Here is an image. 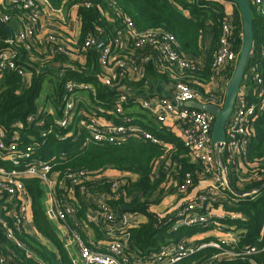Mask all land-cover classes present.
<instances>
[{"label":"trees","instance_id":"1","mask_svg":"<svg viewBox=\"0 0 264 264\" xmlns=\"http://www.w3.org/2000/svg\"><path fill=\"white\" fill-rule=\"evenodd\" d=\"M48 2L53 8L62 10L66 15L73 6L78 8L81 35L77 46L82 45L89 36L96 37L98 43L101 40L103 46L111 45L118 32L125 29V17H130L138 30L150 29L160 33H172L184 56L199 62L195 68L174 69L172 74L155 69L153 62H149L142 81L153 76L175 84L176 77H179L204 94L203 84L212 79L214 74L212 55L219 46L222 27L228 18L225 9L226 0H48ZM251 6L254 17V48L249 68L256 66V71L261 72L264 83V14L254 4L251 3ZM234 8L235 17L232 22L230 41L238 52L242 47L243 25L239 7L234 4ZM6 15L25 23L28 10H25L20 3L0 0V55L5 52L16 55L15 64L29 71L31 77L30 79L21 77L16 68L8 65L0 67V131H3L6 141L15 138L21 148L27 145L33 146L32 158H41L50 162L52 171L58 172L60 179H65V176L71 172L85 173L83 183L74 187V197H68L70 183L67 180V186L58 190L59 197L76 206L75 218L81 219L89 208V205L85 207L86 202L98 195H107L106 202L113 211L145 214L148 218L146 223L129 229L126 256L131 257L134 262L152 253L155 254L165 245L178 242L184 235L208 231V228L201 224L174 228L178 220L177 211L186 202L180 208L167 211L163 215L151 210V207L158 205L162 199L161 187L165 175L161 173L159 177L153 178L151 173L156 160L166 152L165 143H173L176 146L173 157L179 159L177 173L181 181L187 173L192 176V184L188 192L210 179V176L204 173L202 164L191 160L189 151L182 140L167 129H150V133L159 142H153L142 134H135L119 145L89 142L83 148L81 145L86 138V133L76 140L74 137H56V134L62 136L68 130L56 124V118L52 112L40 111L38 107L42 87L47 79L51 88L43 99V105L50 103L60 117L63 116L61 107L64 103L65 84L68 80L93 82L97 91L96 97L90 92L93 103H99L107 111H111V104L117 97L118 91L105 89L99 81V76L103 72L99 67L98 46L90 47L85 52V62L75 56H67L59 52L53 48L51 42V52H42L38 40L27 42L19 39L17 29L14 31L13 38L10 39L9 31L5 27L7 24L3 20ZM208 23L214 27L212 48L207 58L200 62V59H203V38ZM33 58H36V61ZM56 62L67 63L71 69L64 71L62 75L57 72L56 77L48 70H43L44 65H53ZM227 69H229L228 79H230L234 67L227 65L225 71ZM172 75L176 77L173 79ZM250 76L246 78V85L250 89L247 101L256 105V114L251 141L242 154L243 166L240 165V172L237 174L238 177H243L244 187L241 188L237 184L231 169L229 181L236 192L257 188V193L252 197H245L236 195L233 191L228 192L230 198L235 199L236 202L233 206L225 205V209L241 213L245 218L222 219L223 223L236 226L240 240L236 246L232 247L237 251L263 244L260 236L264 229V188L261 189L259 186L264 184V106L260 93L254 91L255 83L249 81ZM117 83L134 86L142 82H132L125 74L115 81V84ZM87 108L91 109L90 106ZM51 128L52 132L49 131ZM223 157L226 165L229 166L227 150L223 153ZM21 162L24 164L27 161ZM0 165L10 168L14 166V163L0 159ZM108 168L136 173L139 177L137 180L125 178L119 181L120 187L116 189L113 187L114 182L96 179ZM23 180L33 199L35 226L42 235L55 244L59 256L31 234L15 228L16 237L25 244L24 251L7 238L1 224L0 241L5 248L0 246V254L8 252L17 264H74L68 258L61 240L48 219L42 203L43 190L39 180L30 177ZM82 186L83 189H81ZM159 189V194L154 197ZM136 192H141L148 200L143 201L139 197L130 201L126 200V196ZM180 195L183 197V194ZM70 220L71 218L68 220L69 223ZM7 222L11 224L10 219H7ZM100 223H102L101 226H106L112 222L101 219ZM26 249L32 253V256L26 254ZM205 251L208 256L218 252L214 248H208ZM200 254L193 258L197 259ZM215 264H264V250L234 259L215 260Z\"/></svg>","mask_w":264,"mask_h":264},{"label":"built area","instance_id":"2","mask_svg":"<svg viewBox=\"0 0 264 264\" xmlns=\"http://www.w3.org/2000/svg\"><path fill=\"white\" fill-rule=\"evenodd\" d=\"M251 1L258 8L264 7V0ZM7 2L20 3L25 10H28V18L25 23L18 20L17 32L19 39L27 42L33 41L36 36V25L43 15L44 6L50 3L48 0H7ZM233 19L234 17L228 16L224 21L219 46L213 52L212 67L214 75L221 74L227 65H232L235 68L237 64L241 49L237 52L230 41ZM3 20L8 25L12 23L13 17L6 15ZM125 23V29L118 32L111 45H102L99 48V67L103 72L99 76V80L108 90L118 91L117 97L111 104V111L115 116L123 114L125 103L132 99L126 90L119 89L125 83L115 84L118 78L126 74L130 80L143 79L149 62H153L155 69L169 74H172L174 69L195 68V65L199 63L195 59L184 56L172 33H160L150 29L138 30L130 17H125ZM48 40L53 43V48H56L59 52L67 56H75L82 62H85V52L90 47L98 46V40L94 36H89L82 45L77 46L78 43L67 45L57 31H50ZM27 47L30 48L29 43ZM146 49L147 51H143ZM15 57L16 55L8 52L2 53L0 55V67L8 65L11 68H16L18 74L25 78L26 69L15 64ZM248 75H251L249 81L255 83L254 91L260 93L262 105L264 106V83L261 72L256 71V66H252L248 67L245 80ZM175 77L172 75L173 79ZM173 85L174 92L172 96H160L143 100L142 107L154 113L161 122L165 121L167 113L176 114L177 121L180 123V137L189 151L191 160L202 164L204 173L210 176L209 180L203 181L191 192H188L192 184L190 173H187L182 181L181 178L178 180L176 190L179 194H183V204L186 203L182 208H180L182 205L178 207L180 208L177 211L178 220L174 224V228L201 224L208 228V231L217 230L221 233H227L225 237L200 243H187L182 240L158 252L157 255L149 256L146 263H142L141 260L137 262L127 261L126 263L124 243L118 239L92 247L84 242L80 233L72 229L71 224L68 222L71 217H75L76 206L58 196L59 188L67 186L66 180L70 183L68 188L69 186L74 188L83 183L86 177L85 173L82 171L71 172L65 176V179H60L58 172L52 171L50 162L41 158H32L33 146L27 145L21 148L15 138L6 141L3 131H0V159L14 163V166L10 168L0 165V224L7 238L14 241L18 247L25 251V244L16 237L14 229L30 233L27 229L28 226L35 224L33 199L23 180L30 177L37 178L42 189L44 188L49 193L50 205L45 210L47 216L61 221L71 232L78 245L80 256L86 264H178L185 259L193 258L198 253L201 254L195 259L196 264H215V260L234 259L264 250V229L260 236L262 246L248 247L243 251H237L233 248L232 246H236L240 240L235 229L236 226L223 223L222 219L225 217H245L241 213L228 210H224V213H216L214 208L215 203L227 198L226 191L229 180L227 168L222 162L223 153L227 150V160L232 165L235 164L236 158L239 161L242 159V154H244L251 141L256 105L247 101L248 93L246 94L245 90L243 91L244 87H241L231 116L226 124V142L220 148L212 139L215 115L206 110L189 107L186 104L196 101L222 106L224 102L223 93L204 91L203 94L179 77H176V82ZM65 90L64 103L61 107L63 116L56 120V124L68 131L62 136L56 134V137H74L76 140L80 135L86 133V138H84L81 145L82 148L89 142L119 145L135 134H142L153 142H159L150 132L135 127L128 119H124L122 123L116 122L115 118L107 119L102 114L105 110L99 103H93L92 106L97 113L84 107L79 108L78 104L81 100L76 97V92L87 90L96 97L97 91L94 85L71 79L66 82ZM99 118L106 119L103 123H100ZM49 131L52 132V128ZM25 160L27 162L22 164L21 161L25 162ZM239 181L243 185L244 179L242 176L239 177ZM120 184L119 181L114 182L113 187L118 189ZM83 188L82 186L81 189ZM256 193L257 188H254L242 191L239 196L252 197ZM68 197L71 198L69 195ZM230 200L235 205L236 200L233 198ZM88 218L90 221L99 224L101 219L114 221L115 215L113 209L105 202L101 203L92 213L89 212ZM7 219L11 220V224L7 222ZM119 224L121 226L130 224V214H123ZM0 246L3 249L5 248L1 241ZM208 248L217 249L218 252L208 256L205 251ZM26 254L32 256L28 249H26ZM0 264H17V261L12 260L8 252H2L0 254Z\"/></svg>","mask_w":264,"mask_h":264},{"label":"crops","instance_id":"3","mask_svg":"<svg viewBox=\"0 0 264 264\" xmlns=\"http://www.w3.org/2000/svg\"><path fill=\"white\" fill-rule=\"evenodd\" d=\"M250 3L254 4L251 0H249ZM255 7H257L254 4ZM226 14L229 17H235V8L234 4L231 2L226 1L225 4ZM258 8V7H257ZM259 11H261L264 14V7L258 8ZM43 15L41 16L40 21L36 25V36L35 39L39 41L40 48L42 52L49 53L51 52V43L48 40V33L50 31H57L65 41V44L67 45H75L79 42L80 35H81V24L78 17V8L76 6H73L68 14L66 15L65 12L60 11L58 9L53 8L50 4L44 6L43 9ZM68 16V18H67ZM19 25V22L14 20L11 24H8L14 35V31L17 29V26ZM214 34V27L211 23H208L206 25V30L204 32V50H203V59H200V62H203L205 58L210 54L211 48H212V39ZM243 40V38H242ZM100 48V47H98ZM181 48V47H180ZM182 50V49H181ZM33 60L36 61V58ZM43 70H48V72L53 73V76L56 77V73L58 72L60 75L64 73V71L70 70L71 67L67 65V63H59L56 62L53 65H47L43 66ZM146 72V69H145ZM228 74L229 69L225 71V69L221 72V74H213L212 79L206 83L203 84V92L207 91H214L218 94L224 95L225 89L228 83ZM22 77V76H21ZM31 74L29 71H26V77L25 79H30ZM144 79V78H143ZM140 80H131L132 82H142L141 84L137 85H122L119 87L126 90L130 96L131 100H129L128 103H125L124 105V113L118 116L113 115L112 111L105 110L104 113H102L107 119L109 118H115L116 122L122 123L124 122V119H128L132 125L135 127L142 128L148 132H151L150 129H159V128H165L168 131H170L173 135L181 139L180 137V123L177 121V116L175 113H167L165 116V121L161 122L157 116L152 113L151 111L145 109L142 107V101L143 100H150L151 98L160 97V96H172L174 92V83L171 81H166L163 78L159 77H153L150 76L147 80L145 79ZM26 81V80H25ZM100 81V80H99ZM90 84L96 86L93 82H90ZM102 84V83H101ZM103 85V84H102ZM104 87V86H103ZM246 87V88H245ZM243 88V91L245 90L246 94L250 92L249 86H245ZM49 85V79H47L42 87L43 96H42V102L41 105H39V110L43 112H52L53 116L56 118V120H59L61 117L56 112V110L52 107V105H43V99L45 98L46 93L50 90ZM96 88V87H95ZM107 89V88H105ZM41 97V96H40ZM76 97L81 100L79 102L78 107H91V111L97 113V111L92 108L93 104V98L89 91L87 90H79L76 92ZM88 97V98H87ZM196 102V101H193ZM38 103H40V98L38 100ZM200 103V102H197ZM205 104V103H200ZM103 109H105L102 105H100ZM83 108V109H84ZM101 108V109H102ZM88 109V108H87ZM107 112V114H105ZM110 115V116H107ZM105 118V119H106ZM104 118H99V122L103 123L105 121ZM81 136V135H80ZM95 143V142H93ZM102 144V143H101ZM110 144V143H109ZM166 146V152L156 160L153 171L151 173V176L153 178L159 177L161 173L165 175V179L162 183V192L161 196L162 199L158 205H153L151 207V210L154 212H157L161 215L165 214L167 211H172L174 209H177L180 205L183 204L182 196L177 192L176 190V184L178 180L181 178L180 175L177 173V165H178V158L173 157L174 152L176 151V146L173 143H165ZM240 159V157H239ZM236 162L234 165L232 163H229V166L226 165V161L223 157L224 164L228 171V180H229V172L230 169L232 171V175L237 181V184L243 188V185L239 181V177L237 174L240 172V165L243 166V162L235 159ZM239 163V164H238ZM139 177L138 174L128 172V171H121L118 169L108 168L103 173L99 174L96 179L97 180H107L110 182H117L121 181L125 178H130L132 180H137ZM230 182V181H229ZM206 184V183H205ZM204 185V184H203ZM202 185V186H203ZM42 188V186H41ZM43 198L42 203L45 210L50 205V195L49 193L43 188ZM69 196L74 197L75 196V188H72L69 186ZM46 191V192H45ZM232 191L229 186L226 191V197L222 199L221 201L214 204L215 212L216 213H224L226 210L225 205L233 206L234 204L230 200L231 196L228 192ZM160 192V189L155 193L154 197H156ZM236 194V193H235ZM135 197H139L141 200H148L144 197V195L141 192L133 193L130 196H126V200L130 201ZM107 201V195H98L96 197H93L89 202H86V208L87 205H89V208H87L85 215L80 218L71 217L70 223L71 228L75 231L79 232L82 236L85 243L88 245L94 247L98 244H107L113 239L121 240L124 243V259L127 261H132L131 257L126 256V249L129 241V229L133 227H138L141 224H144L148 221V218L145 214L140 212H119L117 210L113 211L115 215V220L111 221L112 223H109L106 226H101L102 223L97 224L95 222H92L88 218L89 212L92 213L94 209H96L101 203H105ZM233 204V205H232ZM129 213L130 214V224L126 226H121L119 224V221L122 219L123 214ZM49 221L55 231V233L58 235L59 239L61 240L63 247L66 251V254L68 258L74 263V264H86L84 260L80 256L79 248L75 240L73 239L71 232L66 228V226L61 222L53 218H49ZM29 230V234H31L34 238H36L38 241H40L42 244L46 245L51 251L56 253L59 256V251L55 244L51 242L49 239H47L44 235H42L36 228L35 224H30L27 228ZM227 233H221L217 230H209V231H203V232H197L192 235H184L178 242L184 240L187 243H200L202 241L206 240H214L219 237H225ZM176 242V243H178ZM171 243L168 245H165L160 248V251L165 250L167 247L172 246ZM151 254L149 256L157 255ZM149 256L144 257L141 261L142 263L148 262L147 259ZM178 264H196L195 259L189 258L185 259L182 262Z\"/></svg>","mask_w":264,"mask_h":264},{"label":"water","instance_id":"4","mask_svg":"<svg viewBox=\"0 0 264 264\" xmlns=\"http://www.w3.org/2000/svg\"><path fill=\"white\" fill-rule=\"evenodd\" d=\"M226 1L231 2L239 7L243 25V41L237 64L225 89L223 105L219 106L217 104H200L197 102H188L186 104L189 107H194L199 110H206L215 115L216 119L212 129V139L220 148H222L224 142H226V124L231 116L234 104L239 96L240 89L244 83L246 72L249 67L250 58L254 48V17L250 1ZM5 27L9 31L10 39H12V29L7 25H5ZM101 46L102 41L99 40L98 47ZM222 162L224 164L223 158ZM228 186L234 193L241 195V192H236L234 190L233 185L230 182L228 183ZM259 188L263 189L264 184L260 185Z\"/></svg>","mask_w":264,"mask_h":264},{"label":"rangeland","instance_id":"5","mask_svg":"<svg viewBox=\"0 0 264 264\" xmlns=\"http://www.w3.org/2000/svg\"><path fill=\"white\" fill-rule=\"evenodd\" d=\"M246 86V80H244V83H243V85H242V87H245ZM42 96H43V92L41 93V97H40V103H39V105H41V102H42ZM88 98V97H87ZM50 104V103H49ZM48 104V105H49Z\"/></svg>","mask_w":264,"mask_h":264}]
</instances>
